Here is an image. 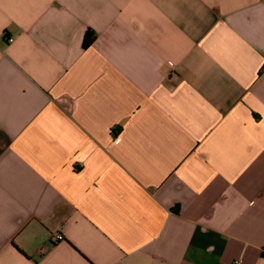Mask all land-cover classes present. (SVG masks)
I'll return each mask as SVG.
<instances>
[{
    "label": "crops",
    "instance_id": "0c3cea01",
    "mask_svg": "<svg viewBox=\"0 0 264 264\" xmlns=\"http://www.w3.org/2000/svg\"><path fill=\"white\" fill-rule=\"evenodd\" d=\"M238 259L264 264V0H0V264Z\"/></svg>",
    "mask_w": 264,
    "mask_h": 264
},
{
    "label": "trees",
    "instance_id": "16d2710c",
    "mask_svg": "<svg viewBox=\"0 0 264 264\" xmlns=\"http://www.w3.org/2000/svg\"><path fill=\"white\" fill-rule=\"evenodd\" d=\"M93 33L89 32L88 36L86 37L84 41V46H89L92 43Z\"/></svg>",
    "mask_w": 264,
    "mask_h": 264
},
{
    "label": "built area",
    "instance_id": "2783aa9c",
    "mask_svg": "<svg viewBox=\"0 0 264 264\" xmlns=\"http://www.w3.org/2000/svg\"><path fill=\"white\" fill-rule=\"evenodd\" d=\"M9 40H13V38H9ZM232 264H242V260L241 259H238L236 261H234Z\"/></svg>",
    "mask_w": 264,
    "mask_h": 264
}]
</instances>
